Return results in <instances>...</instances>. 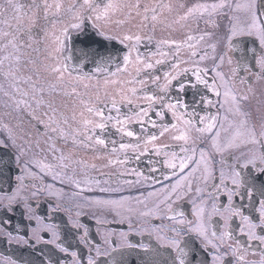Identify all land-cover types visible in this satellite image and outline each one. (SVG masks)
I'll use <instances>...</instances> for the list:
<instances>
[{
  "label": "flooded vegetation",
  "instance_id": "af4514ba",
  "mask_svg": "<svg viewBox=\"0 0 264 264\" xmlns=\"http://www.w3.org/2000/svg\"><path fill=\"white\" fill-rule=\"evenodd\" d=\"M106 2L107 0H96L101 8ZM137 2L140 4V15L136 14L135 8H124L121 12L112 15L108 21L95 22L101 26V30L106 35L114 37L111 41L118 45L113 49L119 50V55L116 56L114 62L108 65L107 70L97 73L95 67L94 71L89 73L67 67V71H63V81H59L58 74L52 69L55 67L63 69L66 63L62 55L63 46L59 44L58 38L64 41L69 37L68 35L76 36L83 30L86 31L85 25L81 31L69 29L65 37L62 30L73 22L71 16H64L55 26L46 25L42 19L32 26L31 21L35 19V16H32L24 19V27L30 28V32H16L17 22L12 19L15 13L10 8L8 0H0V14H2L0 15V140L7 145L0 147V157L7 161L5 169L7 182L0 184V188L3 189L0 191V196L11 195L17 187L20 188L19 198L12 205L14 211L10 213L5 208H0V220L10 221L3 226V230H0V264H41V259L44 264L48 262L47 253L52 246L37 242L33 236L31 229L35 226V222H29L25 218V200L32 204L35 214L45 218V223L62 224L66 222L69 215L75 219V213L78 210L82 212L80 219L89 229L93 251L89 253L83 245H79L76 241H72L69 248V253L71 251L78 253L81 264H87L89 255L97 260V264H112L114 259L123 260L124 264H144L149 254L144 252L141 245H147L150 250L158 251L160 255L157 259H167L171 251L167 247V239L173 235L168 229L174 226V221L168 217L183 212L187 219L195 222L196 218L192 215V200H196V203H200L201 200L207 201L206 210L211 211V194L207 191V186L213 183V179H209L207 185L198 179L203 174L204 165L201 164V170L193 178V192L172 203L171 212L161 205V210L157 214L161 217L160 219L153 215H141L143 212L152 211L155 204L163 198L164 186L170 187L184 175L180 173L179 168L175 170L167 168L164 163L165 159H171L173 152L178 156L184 155L180 151L181 147H192L191 140L188 145H185L183 141L173 139V136L180 134L178 129L170 127L171 123H176V120L169 112L161 121L154 114L159 110V105L149 110L148 117L135 115L140 107H147L148 104L144 98L145 91L140 90L144 89L148 94L158 93V89L152 84V79L159 75L160 83L163 84L164 73L176 71L171 68L172 63H178L180 70L188 69V73L182 78H192L194 82L193 68L211 70L215 64L219 63L218 58L214 61L213 57L227 53L223 64L216 69L223 76V81L219 77L215 78L216 88L221 95L217 97L212 90H206L201 85L200 93L206 99L211 100L212 104L200 105L199 95L196 97L199 115L217 116V129L222 123L224 129L229 130L228 133L221 131V143L224 142L223 137L229 133L235 135L236 122L243 119L227 111L229 104L225 103L223 108L220 107L225 100V87L223 86L225 83L238 99L244 96L248 98L241 104V108L250 114V123L256 125L257 132L261 124H264V79L256 76L259 69L254 65L250 71H245L243 67L238 68L239 54L232 53L227 47L217 43V38L223 35V31L228 26V20L213 16L212 20H218L222 25L220 29H214L211 23H205L207 17L204 19L190 17L186 21L179 19L187 8L196 3H214L219 0H121V3L126 5H134ZM18 3L24 5V11H27V6L32 3V0H18ZM63 3L67 7L72 0H63ZM160 5L170 6L171 10L169 7H159ZM154 7L158 12L157 20H151L150 12L148 13L149 19L143 20L144 9ZM129 11H131V16H129ZM228 14L231 15V12L229 11ZM5 20L7 23L4 22ZM85 22L89 23V32L93 29L97 33L98 30L92 27L94 21L85 20ZM4 32L9 35L4 36ZM212 32L215 35L209 38L206 33ZM125 34L141 37L136 48L146 62L150 60L155 65L156 60L165 61L163 65H155L154 69L150 70V76L141 73V79L146 81L143 85L139 83L122 84L135 76L133 64L129 65L128 72L117 73L116 76L111 75L117 71L118 66L122 67V57L128 50L125 45L130 47L135 43V41H126L125 44H121L119 38ZM189 35L195 39L188 41ZM201 35L205 36L204 40L199 39ZM75 38L72 44L78 41L77 38L80 39V37ZM248 39L251 40V38ZM163 41H168L169 44H163ZM173 41L181 47L177 49L175 44L171 43ZM189 44L192 47H189ZM211 44H217L215 53L209 47ZM193 51L199 54L207 52V57L200 61L191 56ZM161 53H166V55H161ZM136 54V52L132 53L133 62ZM139 67L143 69V65ZM214 76L215 73L211 71L207 76L210 88ZM106 79L121 83H109L105 86ZM175 83L173 81V84ZM122 87L127 98L132 100L131 105L119 94ZM132 87L138 90L137 95H132L129 91ZM17 88L19 92L16 91ZM73 88L79 96L73 94ZM192 92L193 90L189 89L187 96L184 97L190 104L193 99ZM23 93L27 95L24 96ZM175 94V89H173L170 97L174 99ZM113 98L117 100L119 112L111 109ZM20 99L26 100L27 105L21 104L17 107L15 101ZM88 107L103 108L106 116L110 114L114 117L111 122H108L106 130L94 129L106 140L107 146L97 145L94 140L85 139L84 120H92L94 123L101 122L93 113L87 111ZM200 108L204 110L199 111ZM188 111H191V108ZM126 116L130 119L124 121ZM117 117L124 121L123 125L115 123ZM141 119L145 121L143 124L139 122ZM152 121L156 122V127L152 126ZM163 125H168L169 131L160 136ZM122 126L136 135L128 137L118 132L117 129ZM203 126L200 125V127ZM52 127L63 130L65 136L62 138L59 131L51 133L50 128ZM87 127L92 128V125ZM76 133H81V135H76ZM153 134L157 136V140L148 142L149 136ZM191 135L198 146L195 158L199 159V146H203L206 162L215 179L219 178L221 171L227 175L237 163H244L245 158L250 156L254 150L252 145L240 144L239 148L217 152L211 147L209 134L205 133L201 137V134L193 130ZM82 140L84 143H81ZM113 141L115 144L112 143ZM121 143L131 144L133 147L121 150L119 147ZM157 149L161 150L160 155L156 154ZM241 153H244V156ZM17 156H19L18 162ZM117 160L123 162L116 163ZM176 162L179 164L178 159ZM45 165L52 167L49 169ZM153 167L157 171H151ZM187 171L188 169L185 170ZM137 172L143 175L136 176ZM21 174L24 177L22 185L16 180V176ZM166 176L168 179H165ZM72 179L79 181L80 188L84 191H80V188L72 184ZM197 186L205 189L200 199L196 198L195 188ZM102 188L109 191L102 192ZM34 191H38V195L33 196ZM150 193H155V195H150ZM86 198L89 200L127 199L123 207L119 209L120 214L117 215L114 210L85 203ZM217 203L226 204L225 196L220 195ZM7 204L8 199L5 196L3 200H0V205ZM37 204H39L38 208H36ZM57 204L61 206V210L52 213V219L49 221L47 219L50 215L49 209ZM78 204L83 207L77 209ZM65 208L68 210L66 211ZM252 215L255 219L257 213H252ZM97 219L102 223L97 224ZM229 223L233 229L234 239L227 243L231 245V248H235L236 252L233 255L231 248L227 249L226 260H231V264H261L264 261V245H261L259 241L249 242L246 236L239 233L238 227L241 221L238 217ZM222 224L221 218L214 216L209 225V231L213 227L218 231H223ZM58 231H61L63 236V231L61 229ZM257 231L260 230L257 229ZM9 232L16 239L10 240ZM41 235L50 238V233H41ZM25 240L28 242L25 243ZM105 240L108 242L106 243ZM236 240L240 243L237 244ZM249 243L250 248L241 247ZM128 244L136 247L129 248ZM97 247L102 252L99 257L95 252ZM114 248L115 252H113ZM57 255L63 264H73L74 258L70 254L59 253L57 250ZM241 256H243V261L239 260Z\"/></svg>",
  "mask_w": 264,
  "mask_h": 264
},
{
  "label": "snow or ice",
  "instance_id": "6c2138e0",
  "mask_svg": "<svg viewBox=\"0 0 264 264\" xmlns=\"http://www.w3.org/2000/svg\"><path fill=\"white\" fill-rule=\"evenodd\" d=\"M8 3L15 13L12 19L17 22L16 32H30V28L26 29L24 27L25 17L35 16V19L31 21L32 26H35L41 19L46 25L51 24L55 26L64 16H71L73 22L65 26L62 30L65 37H67L69 29L81 31L84 27L85 20H92L94 21L92 27L98 30L97 34L102 37L103 40L107 41H111L114 37L106 35V33L101 30V26L95 22L108 21L112 15L121 12L124 8H135L137 10L136 14L140 15L139 2L134 5H126L121 3V0H107L102 8L96 3V0H72V3L67 7L64 6L63 0H32V3L27 6V11H24L25 6L18 3V0H8ZM159 7H169V10H171L170 6L160 5ZM229 11L231 15L228 14ZM144 12L145 15L143 16V20L147 21L149 19V12L151 13V20H157V8H145ZM129 16H131V11H129ZM213 16L223 17L228 20V26L223 31V35L217 38V43L227 47L232 53L239 54L238 68L243 67L245 71H250L251 67L254 65L259 69V71L256 72V76L259 79H264V0H219V2L214 3H196L192 7L187 8L184 15L179 19L186 21L190 17H195L197 19H204L207 17L205 23H211L214 29H220L222 25L218 20L213 21ZM4 22L7 23L6 20ZM178 22L179 21H177V23ZM3 35L7 36L9 33L4 32ZM206 35L212 38L215 33H206ZM204 38V35L199 37L200 40H204ZM248 38H251V40ZM193 39H195V37L192 35L187 37L188 41H192ZM140 40L141 37L139 35L133 36L130 34H125L119 38L121 44H125L126 41H135L130 47L125 45L128 50L122 57V67L118 66L117 71L111 73L112 76H116L117 73H126L128 72L129 65L133 64L135 76L131 80L122 82L123 85H130L133 83L145 84L146 81L141 79V73L143 72L145 75L150 76V70L154 69L155 65H163L165 63L164 60H156L155 65L150 60L146 62L145 58L139 54L136 48V44H138ZM58 42L63 46V40H59L58 38ZM162 43L169 44L168 41H163ZM171 43L175 44L177 49L181 47V45L176 44L175 41ZM13 47H15V45H13ZM189 47H192V45L189 44ZM209 47L214 53L216 52L217 44H211ZM56 51H59V49H56ZM81 52L86 59H91L95 63L97 73L106 71L108 65L114 62L116 56L119 55V50L110 48L102 41H90L86 44L84 49H81ZM133 52L137 53L134 62L132 59ZM161 55H166V53H161ZM225 55H227V53L218 55V57H213L214 61L218 58L219 63L215 64V67L211 70L200 67L193 68L192 77L195 78L194 82L192 78H182L186 76L189 70H180L179 64L174 62L171 64V68L176 69V71H166L163 77V84L160 83L161 77L159 75H156L154 79H152V84L158 89V93L153 92L148 94L146 90H140L145 91L144 98L148 101V104L147 107H140L139 111L135 113L137 117H148L149 110L159 105V110L155 111L154 114L159 117L161 121L165 119L169 112L176 120V123H171L170 127L171 129H178L180 134L173 136V139L183 141L185 145H188L190 140L192 141L191 148L181 147L180 151L184 153V155L178 156L177 153L173 152L172 158L165 159L164 161L167 168L172 170L179 168L180 173H184V175L170 187L164 186L162 189L163 198L155 204L152 211L143 212L141 215H153L156 216L157 219H160L161 217L157 214L161 210V205L167 207L168 211L171 212L172 203L183 199L193 192V178H195V174L201 170V164L204 165L203 174L198 179L205 185H207L209 179H213V183L207 186V191L211 194V211L208 212L206 210L207 201L201 200L200 203H196V200H192V215L196 218L195 222L187 219L183 212L169 216L168 219L174 221V226L168 229L173 235L167 239V247L171 250L167 259H157L160 255L158 251L154 249L150 250L147 245H141L140 247L144 252L149 254L144 260V264H231V260H226L227 249L231 248V245L227 242L234 239L233 229L229 222L237 217L241 221L238 227L239 233L246 236L249 242L259 241L261 245H264V124H261L260 130L257 132L256 125L250 123V114L244 112L241 108V104L247 101L248 98L244 96L238 99L227 87L226 83L223 85L225 87V100L224 103L220 104V107L223 108L225 103H227L230 105L227 109L229 113L233 116L243 117V119L236 122L235 135L229 133L223 137L224 142L221 143V131L228 133L229 130L224 129L222 123L220 124V128L217 129V116H200L197 108L196 97L198 95L200 105L207 106L212 104L211 100L206 99L205 96L200 93L201 85L206 90H212L217 97L221 95L216 88L215 78L219 77L223 81L222 74L216 71V69L223 64ZM191 56L203 61L207 57V52L199 54L193 51ZM139 65H143V69H141ZM52 71L58 74L57 79L59 81H63V71H67V66H63V69L61 67H55ZM210 71L215 73L211 88L209 80L207 79ZM88 79H91V77H88ZM173 81L176 83L173 84ZM109 83L116 84L121 82L116 80L109 81L106 79L105 86ZM85 87H87V85H85ZM173 89H175L176 93L174 99L170 97V93ZM189 89L193 90L191 104L184 98L187 96ZM16 91L19 92V89L17 88ZM129 91L132 95H137L138 93L135 87L130 88ZM72 92L79 96L75 88L72 89ZM119 94L122 99L127 100L129 105L132 104V100L128 99L125 95L123 87ZM5 95H7V93H5ZM22 95L26 96L27 93H23ZM15 103L17 107L21 104L27 105V101L24 99L15 101ZM189 108H191V111H188ZM111 109L116 112L120 111L115 98L111 100ZM203 110V108L199 109V111ZM87 111L93 113L101 122L94 123L92 120H84L85 130L83 134L85 135V139L87 141L94 140L97 145L107 146L106 140L98 135L94 129H99L101 131L106 130L108 128V122H111L114 117L110 114L106 116L105 111L100 107H88ZM128 119H130V117L126 116L124 121ZM124 121L118 117L115 118L116 124L123 125ZM139 122L143 124L145 121L141 119ZM88 125H92V128H88ZM200 125L204 126L200 127ZM152 126H157L155 121H152ZM178 126L182 127L178 128ZM162 127L163 130L159 133L160 136H163L165 132L169 131L168 125H163ZM193 130L201 134V137H203L205 133L209 134L208 138L211 140V147L217 152L239 148L240 144L245 146L252 145L254 146V150H252L250 156L245 158L244 163H237L227 175L221 171L219 178L215 179L212 170L206 162V154L203 146H199V159L197 160L195 158L198 146L191 135ZM58 131L63 138L65 136L63 130L57 127L50 128L51 133H57ZM117 131L128 137L136 135V133L131 130H126L123 126L117 129ZM76 135H81V133H76ZM155 140H157L155 134L150 135L148 138V142H153ZM81 143H84V141L82 140ZM112 143L115 144V141ZM6 146L4 141L0 140V147ZM256 146L259 147L257 148ZM119 147L121 150H124L133 147V145L121 143ZM113 151H115V148H113ZM156 154L160 155L161 150L157 149ZM241 155L244 156V153H241ZM165 156H167V153H165ZM61 159H64V157H61ZM177 159L179 160V164L176 162ZM16 160L17 162L19 161V156L16 157ZM115 162L122 163L123 161L117 160ZM192 165H194V167ZM6 166L7 161L4 160L3 157H0V184L7 182L5 175ZM45 167L50 169L52 166L45 165ZM63 167L66 168L67 165H63ZM186 169H188L187 172H185ZM150 170L153 172L157 171L155 167ZM135 175L142 176L143 174L137 172ZM145 179H147V177H145ZM165 179H168V177L166 176ZM16 180L22 185L24 182L23 175H17ZM71 183L77 188H80L79 181L72 179ZM0 191H3V189L0 188ZM80 191H84V189L80 188ZM101 191L104 192L109 190L102 188ZM204 191V188L197 186L195 188L197 194L196 198L200 199V195ZM19 192L20 188L17 187L12 191L11 195L5 194L8 199V204L0 205V208H5L10 213L13 212L14 209L12 205L19 198ZM49 194L51 195V193ZM32 195H38V191H34ZM150 195H155V193H150ZM220 195L225 196L226 204L217 203ZM5 196H0V200H3ZM126 199L127 198H121L120 200H89L86 198L85 203L108 210H114L116 214L119 215V209L123 207ZM38 207L39 204L36 205V208ZM82 207L83 205H77V209H81ZM24 208L26 210L25 218L29 222H35V226L32 227L31 230L36 241L52 246L47 253V264H63V261L57 255V250L59 253L70 254L74 258L73 264H81V258L76 251H71L69 253L72 241H76L79 245H83V248L87 249L89 253L93 251L89 229L80 219L82 215L80 210L75 213V219L72 215H69L66 222L62 224H53L45 223L44 217L35 214V209L27 200L24 202ZM60 210L61 206L59 204L50 207V215L47 219L50 221L52 219L51 214ZM65 210L67 211L68 209L65 208ZM252 213H257L255 219ZM214 216L220 217L223 221V231H218L214 227L209 231V225L212 223ZM9 222L8 219L0 220V230H3V226L7 225ZM96 223L100 224L102 221L97 219ZM58 229L63 231V236ZM257 229L260 231L258 232ZM41 233H50V238H45ZM8 236L10 240L16 239V237L12 236L11 232L8 233ZM160 239H164V237H160ZM24 242L27 243L28 241L25 240ZM105 242L107 243L108 241L105 240ZM236 243L239 244V240H236ZM127 246L129 248L136 247L132 244H128ZM241 247L250 248L251 244L241 245ZM115 251L116 249L114 248L113 252ZM231 251L234 255L236 249L231 248ZM95 252L97 257L102 255L98 247L95 248ZM239 260L243 261V256L239 257ZM41 264H44L43 259H41ZM87 264H97V260L89 255L87 257ZM112 264H124V262L123 260L114 259ZM261 264H264V261H262Z\"/></svg>",
  "mask_w": 264,
  "mask_h": 264
},
{
  "label": "water",
  "instance_id": "95a60500",
  "mask_svg": "<svg viewBox=\"0 0 264 264\" xmlns=\"http://www.w3.org/2000/svg\"><path fill=\"white\" fill-rule=\"evenodd\" d=\"M88 24L89 23L84 22L85 28H87L86 31L83 30L82 33L76 36L68 35L69 37H67V39L64 40L63 43L62 55L65 59V63L68 68L81 69L84 72L90 73L94 71L96 65L91 59L85 58V56L81 52V49H84L86 44H88L90 41H102L104 44L108 45L112 49L116 48V46L118 45L117 43H113V41L103 40V38L99 35L96 36L97 33L93 29L91 32H89L90 27H88ZM75 37H80V39L77 38L78 41L72 44V41L76 40Z\"/></svg>",
  "mask_w": 264,
  "mask_h": 264
}]
</instances>
